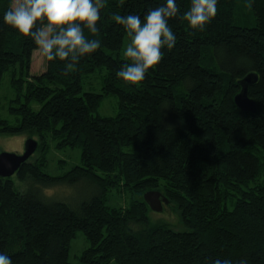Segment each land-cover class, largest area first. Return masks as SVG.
Masks as SVG:
<instances>
[{
	"label": "trees",
	"instance_id": "1",
	"mask_svg": "<svg viewBox=\"0 0 264 264\" xmlns=\"http://www.w3.org/2000/svg\"><path fill=\"white\" fill-rule=\"evenodd\" d=\"M164 2L105 0L98 31L85 29L101 47L65 75V62L46 58L30 73L38 47L4 25L9 0H0V78L8 75L14 117L0 118V134L37 136L41 154L16 170L18 184L0 178V252L13 264H264V0H219L203 31L182 19L191 0H177L175 47L142 82L126 83L116 72L130 62L119 53L130 37L111 17H143ZM94 73L99 91L83 90ZM249 73L254 113L234 103ZM107 95L117 100L112 116L97 113ZM68 147H79V163L59 175L42 169L51 148ZM83 179L95 192L79 201L43 193ZM114 190L128 201L110 204ZM147 190L167 197L184 230L150 222ZM76 231L88 246L70 262Z\"/></svg>",
	"mask_w": 264,
	"mask_h": 264
},
{
	"label": "clouds",
	"instance_id": "2",
	"mask_svg": "<svg viewBox=\"0 0 264 264\" xmlns=\"http://www.w3.org/2000/svg\"><path fill=\"white\" fill-rule=\"evenodd\" d=\"M218 3L219 0H191V7L182 19L192 30L203 31L216 16ZM104 7L105 0H9L2 17L4 25L30 38L47 61L65 62L67 75L82 58L101 47L99 40L85 35V29L92 34L98 31L97 23L102 19ZM179 14L177 0H165L143 17L132 13H115L111 17L130 37L124 51L130 62L116 72L117 78L132 85L145 79L148 71L160 63L161 50L175 47L177 37L169 21ZM0 264H13V261L8 254L0 252ZM211 264H233V261L217 258ZM239 264H247V260L242 258Z\"/></svg>",
	"mask_w": 264,
	"mask_h": 264
},
{
	"label": "rangeland",
	"instance_id": "3",
	"mask_svg": "<svg viewBox=\"0 0 264 264\" xmlns=\"http://www.w3.org/2000/svg\"><path fill=\"white\" fill-rule=\"evenodd\" d=\"M130 43L129 38L123 40L122 48L119 51L123 54L127 45ZM46 60L38 49L34 50L31 57L30 73L38 74L45 68ZM101 79L100 74L94 73L83 81V90L97 92L100 89ZM13 96L12 90L8 84V75L4 74L0 78V118L6 119L9 122L14 121L13 115L10 114L8 107L12 102L9 99ZM117 110L116 97L107 95L104 96L97 108V113L103 116H112ZM28 138V134L23 132L14 135L0 134V152L21 154L24 150V143ZM38 140L37 136L32 137ZM41 156L39 150L33 152L28 162L34 161L37 157ZM80 149L79 147H68L63 149H52L47 152L45 156V163L42 165V169L50 175H59L67 171L72 165L79 163ZM61 160V161H60ZM18 184L15 178V174L11 176ZM71 189L66 187L48 188L43 191L44 195L48 198H67L69 196L79 201L81 199L89 197L95 192V189L91 183L87 180H81L71 186ZM128 201V195L124 191H112L109 195V203L112 205L123 204ZM150 222L164 223L176 231H182L185 229L178 211L173 204H167L164 206L161 212L149 211ZM88 246V241L82 231H76L74 237L71 239L68 248V260L70 262H78L81 252ZM109 264H114L110 262Z\"/></svg>",
	"mask_w": 264,
	"mask_h": 264
},
{
	"label": "water",
	"instance_id": "4",
	"mask_svg": "<svg viewBox=\"0 0 264 264\" xmlns=\"http://www.w3.org/2000/svg\"><path fill=\"white\" fill-rule=\"evenodd\" d=\"M255 73L245 75L240 81V91L234 96L235 105L247 112L256 111V103L247 94V86L256 80ZM37 142L33 138H27L24 150L21 154L0 152V178L12 176L20 165L25 162L36 149ZM143 200L151 211L161 212L169 203L167 197L158 190H147L143 193Z\"/></svg>",
	"mask_w": 264,
	"mask_h": 264
}]
</instances>
